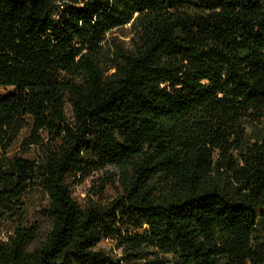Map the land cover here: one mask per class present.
Segmentation results:
<instances>
[{
	"label": "trees",
	"instance_id": "16d2710c",
	"mask_svg": "<svg viewBox=\"0 0 264 264\" xmlns=\"http://www.w3.org/2000/svg\"><path fill=\"white\" fill-rule=\"evenodd\" d=\"M0 86V264H264V0H0Z\"/></svg>",
	"mask_w": 264,
	"mask_h": 264
},
{
	"label": "rangeland",
	"instance_id": "374dc122",
	"mask_svg": "<svg viewBox=\"0 0 264 264\" xmlns=\"http://www.w3.org/2000/svg\"><path fill=\"white\" fill-rule=\"evenodd\" d=\"M129 31V26H126L124 28H120L115 30L112 33V36H121L124 34H127ZM13 88L8 87L4 88L0 86V95L6 94L9 91H12ZM262 125L264 126V120L262 121ZM28 134V129H24L21 133V136L19 140L15 143L13 148L11 149V154H20L24 155V157L28 158H34L37 155V149L34 147H31L29 150L24 149L23 145L21 144L23 138L25 135ZM116 172L114 168H109L106 171L98 172L87 179H85L83 182L77 184L74 186V194L78 201L82 202L88 191L93 187L97 186V180L99 177L103 176H109L112 173ZM114 193L112 187H108L106 189V194L112 195ZM47 203V196L40 190H37L35 192H32L29 195V202H28V209L24 218V225L29 227L32 225H38L39 226V236L37 242L40 240V238L46 233L48 227H49V221L47 218H45L41 214V209L43 206H45ZM12 222L2 224L0 226V240L5 239L7 232L12 229L13 227ZM97 249L103 250L107 254L113 257H120L123 255V248L119 246V244L113 240V239H107L102 241Z\"/></svg>",
	"mask_w": 264,
	"mask_h": 264
}]
</instances>
